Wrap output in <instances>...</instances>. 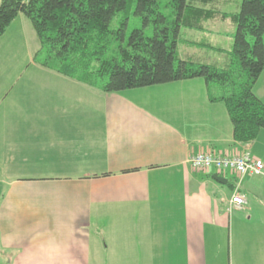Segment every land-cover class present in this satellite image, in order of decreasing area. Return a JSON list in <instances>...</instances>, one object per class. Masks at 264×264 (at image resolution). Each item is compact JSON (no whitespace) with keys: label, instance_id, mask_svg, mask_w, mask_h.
<instances>
[{"label":"crops","instance_id":"obj_1","mask_svg":"<svg viewBox=\"0 0 264 264\" xmlns=\"http://www.w3.org/2000/svg\"><path fill=\"white\" fill-rule=\"evenodd\" d=\"M217 24L232 27L190 31L232 37ZM36 39L21 15L0 36V253L15 264H223L228 232L229 264H264V177L189 164L244 151L264 163L258 136L233 140L202 79L105 94L40 66Z\"/></svg>","mask_w":264,"mask_h":264},{"label":"trees","instance_id":"obj_2","mask_svg":"<svg viewBox=\"0 0 264 264\" xmlns=\"http://www.w3.org/2000/svg\"><path fill=\"white\" fill-rule=\"evenodd\" d=\"M218 2L1 0L0 36L16 17L23 16L39 44L35 62L105 94L202 79L209 100L225 106L233 140L251 143L264 130V103L253 90L264 71V0H241L235 13L220 12L215 7ZM130 5L143 27L151 25V37L139 28L126 38L127 18L116 30L110 29L114 16ZM213 20H229L234 28L224 62L180 58V30H202L204 22Z\"/></svg>","mask_w":264,"mask_h":264},{"label":"rangeland","instance_id":"obj_3","mask_svg":"<svg viewBox=\"0 0 264 264\" xmlns=\"http://www.w3.org/2000/svg\"><path fill=\"white\" fill-rule=\"evenodd\" d=\"M240 2H241V0H229V1H227V3L221 5L220 8L226 12L235 13L239 10ZM133 11H134V6L130 5V6H128L126 12L117 13L114 16V18L112 19V22L110 24V29L116 30L119 27L121 21L124 18H127V25H126V29H125L126 38L129 36V34L132 30L139 29V28H143V32H144V35L146 37H151L152 36L151 25L143 27L140 17L133 15ZM227 27L228 26L226 24H223V25L217 24L216 26L215 25L212 26V29L215 32L220 31L222 29H225V30L229 29V31L232 33V31L234 30L233 26L231 28H227ZM179 38L181 39V41L182 40H185V41L190 40V41H197L198 42V41L203 39L205 41L211 42L214 45L216 43H219L220 47L224 51H230L232 48V37L228 34H225L222 37H217L216 35L209 36V35L204 34V33L191 32L190 30H187V29H181L179 32ZM263 42H264V37H263ZM37 48L39 49V44H38ZM177 50H178V55L180 57H183L185 53H189V55L190 54L192 55L193 59H195L196 61L201 62V63L206 62L209 59L213 60V58L216 59L215 60L216 62L222 63V61H224V59H225L224 53L223 54L222 53H216V52H212V51H207L206 49L199 50L195 47H190L188 45H185L182 42L178 43ZM107 56H111V53L109 52L107 54ZM105 57H106V55H105ZM254 87H255V94L257 93L258 98L264 103V71L262 72V74L260 75L258 80L256 81ZM261 132H264V130H261ZM257 136L258 137L255 140V141H257L256 148L259 147V149H261L264 152V133H262L261 135H257ZM253 157H255V156H253ZM228 240H229L228 239V232H225V235L221 236V238H220V247L222 248L221 257L223 258V260H222L223 264H229V256H228L229 242H228ZM224 261H225V263H224ZM0 264H15V263L12 260V256L10 254L0 253Z\"/></svg>","mask_w":264,"mask_h":264},{"label":"built area","instance_id":"obj_4","mask_svg":"<svg viewBox=\"0 0 264 264\" xmlns=\"http://www.w3.org/2000/svg\"><path fill=\"white\" fill-rule=\"evenodd\" d=\"M193 169L199 171L216 172L233 171L239 176L254 175L264 177V163L262 160L253 157L249 152L244 151L238 155H220L213 152L197 153L189 159ZM246 201L238 193H234L230 199L232 208L240 210Z\"/></svg>","mask_w":264,"mask_h":264}]
</instances>
